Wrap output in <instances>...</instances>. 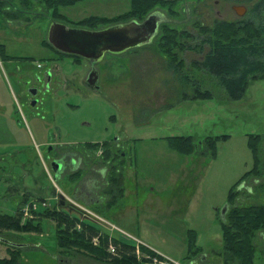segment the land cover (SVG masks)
Returning <instances> with one entry per match:
<instances>
[{
	"label": "rangeland",
	"instance_id": "374dc122",
	"mask_svg": "<svg viewBox=\"0 0 264 264\" xmlns=\"http://www.w3.org/2000/svg\"><path fill=\"white\" fill-rule=\"evenodd\" d=\"M255 2L176 0L153 4L149 14L163 13L167 26L177 29L185 48L177 45L173 54L161 48L166 44L162 28L152 44L104 56L97 64L101 92L83 85L80 90H58L52 113L42 121L31 115L22 117L23 121L13 120L10 113L15 104L7 105L6 115L0 117V213L23 212L24 218L33 219L40 229H0V258L13 257L15 264H101L73 247L59 246L56 222L42 219L40 214L47 207H56L109 236L111 254L118 252L111 250L116 247L111 239H118L133 245L139 260L149 259L142 264H225L221 218L227 212L222 216L221 210L228 204L231 188L242 192L237 198L239 205L264 204V187L260 186L264 174L242 179L254 165L249 136L264 135V77L250 80L243 97L232 99L215 76L194 62L210 50V44L205 43L198 51L209 35L202 28L218 22L248 21L249 7ZM239 5L248 8L243 16L234 8ZM131 6V0H79L58 7L68 19L59 21L76 26L72 22L91 16L112 18ZM22 9L57 20L52 9L46 10L44 0H0V15L13 27L28 22ZM94 25L80 27L107 26L98 20ZM182 31L188 35H180ZM40 57L34 54L36 67L35 59L44 63L45 58ZM66 62L70 79L84 67V61L79 64L68 58ZM195 87L209 89L212 97L189 99ZM3 98L7 101L5 94ZM224 134L228 137L215 141L214 155L206 145L197 153L182 154L167 139L193 135L195 142L204 140L206 144L208 136ZM55 140L73 151L78 162L58 176L43 143ZM105 141L112 150L111 158L103 152ZM90 142H99L97 149L87 144ZM260 149L264 157V141ZM114 170L117 176L124 174V194L116 202L113 197L117 192H108L111 187L117 189L111 180ZM77 173L80 176L70 179ZM86 178L91 183L84 186ZM58 193L65 196L62 207ZM190 229L200 249L194 247L188 254ZM94 242L100 243V239ZM254 242L256 264H264V229L256 231ZM142 244L165 258L151 259Z\"/></svg>",
	"mask_w": 264,
	"mask_h": 264
},
{
	"label": "trees",
	"instance_id": "16d2710c",
	"mask_svg": "<svg viewBox=\"0 0 264 264\" xmlns=\"http://www.w3.org/2000/svg\"><path fill=\"white\" fill-rule=\"evenodd\" d=\"M79 0H44L46 10L54 11L55 19L68 21V19L59 12L60 5H69ZM176 0H131L130 10L116 15L112 18L91 16L78 22H72L76 26L86 25L95 26L94 22H102L110 25L113 23L126 22L132 19H145L149 14V9L153 4H172ZM250 18L248 21H225L218 22L213 27L202 28L203 32H208L199 46L198 51H202V45L210 44V50L204 55L201 61L194 62L205 72L215 76L220 84L226 89L228 96L232 99L243 97L247 84L252 79L264 77V0H257L249 7ZM163 25H166L165 27ZM164 40L166 44L160 45L166 52L173 54L174 48L178 45L185 48L183 42L178 39L177 29L163 24ZM161 31V30H160ZM180 35H188L187 31L180 32ZM48 43V42H47ZM49 44V43H48ZM50 45V44H49ZM192 48V46H189ZM79 59L80 56H74ZM179 64V63H178ZM181 65V66H180ZM182 67V62L178 65ZM185 98L189 95H184ZM212 97L209 89L195 87L194 94L189 99H206ZM226 138L227 134L221 136H208L207 143L204 140L195 142L193 135H178L167 137L170 146L182 154H192L199 152L200 146H207L211 150V155L215 154V141L218 138ZM264 141V135L251 134L248 145L254 156V165L247 171L242 179L249 176L256 178L264 174V157L261 153V144ZM99 143V142H96ZM96 143H87L91 148L97 149ZM106 149V158H111L112 150L107 141L104 142ZM208 144V145H207ZM205 146V147H206ZM104 148V147H103ZM80 173L73 174L70 179H75ZM111 180L114 181L117 189L111 187L108 192L117 193L113 197V202L124 194V174L121 172L117 176V170L113 171ZM260 186L264 187V183ZM242 193L240 190L231 191L228 196L229 209L225 217L221 218L224 240V262L225 264H256L257 245L254 242L256 231L264 229V204L239 205L237 198ZM114 204V203H113ZM60 207L63 205L59 204ZM42 219H53L57 224V240L60 247L75 248L84 255L94 257L101 264H142L149 261L148 258L139 260L134 253L135 247L124 243L122 240L111 239L112 243L118 249L117 254L108 252L110 237L96 230L92 224L82 221L79 217L71 216L69 213L59 208L47 207L40 211ZM40 223L41 220H37ZM0 229L13 231L31 232L34 229H40L35 226L33 219H25L23 212L18 211L15 214L0 213ZM194 230L190 229L189 252L195 247L200 249L195 243ZM100 239V243H95L94 239ZM9 244V243H7ZM15 246L14 244H9ZM17 247V246H15ZM120 247V248H119ZM142 250L154 257L164 259V256L156 251L141 245ZM196 251V250H195ZM150 259V260H151ZM15 258H0V264H15Z\"/></svg>",
	"mask_w": 264,
	"mask_h": 264
},
{
	"label": "crops",
	"instance_id": "0c3cea01",
	"mask_svg": "<svg viewBox=\"0 0 264 264\" xmlns=\"http://www.w3.org/2000/svg\"><path fill=\"white\" fill-rule=\"evenodd\" d=\"M49 18L35 16L29 21L28 25L13 27L3 15H0V117L6 115L7 105L14 106L20 101L21 97L26 98L29 87L36 84L34 75L37 72V67L33 61L34 54L40 55L42 59L45 57L51 58L52 68L58 65L56 59L59 58V53L44 42ZM68 58L79 62V64L84 61V67L82 66V68L75 71L72 74V79H70L71 75L66 64ZM35 60L39 62V59ZM61 61H64V63L61 62L63 65L61 70L67 80L66 89L68 87L76 89V84L80 88L81 85L86 86L84 80L89 70L87 61L82 57L77 59L68 54L64 55ZM100 76L97 82L100 81ZM80 88L78 89L80 90ZM4 94L8 102L3 98ZM15 117L13 110H11L10 118ZM33 119L42 121L38 116H34ZM43 143L45 146L48 142Z\"/></svg>",
	"mask_w": 264,
	"mask_h": 264
},
{
	"label": "water",
	"instance_id": "95a60500",
	"mask_svg": "<svg viewBox=\"0 0 264 264\" xmlns=\"http://www.w3.org/2000/svg\"><path fill=\"white\" fill-rule=\"evenodd\" d=\"M234 8L242 16L248 10L245 5L234 6ZM148 15L142 21L132 19L98 29L72 26L59 20H52L47 28L46 38L56 50L80 56L97 69L96 65L102 61L107 53L121 54L131 48L154 42V38L158 34V23L150 19L154 16V13ZM95 68L94 72L96 73ZM98 77L99 72H97V79L95 78L94 82L97 83ZM240 187H243V184ZM58 198L60 204L63 205L65 196L62 193H58ZM227 209L228 204L222 208V216L225 215ZM4 241L12 244L10 241Z\"/></svg>",
	"mask_w": 264,
	"mask_h": 264
},
{
	"label": "flooded vegetation",
	"instance_id": "af4514ba",
	"mask_svg": "<svg viewBox=\"0 0 264 264\" xmlns=\"http://www.w3.org/2000/svg\"><path fill=\"white\" fill-rule=\"evenodd\" d=\"M22 11H23V17L26 18L27 20L28 18L29 19L31 18L30 20H32L33 17L35 16L37 17V14H36L37 11L31 10V9H22ZM152 13H154V16H152L150 19L158 23L157 30L159 32L161 30V26L164 23L166 24V20L163 19L164 18L163 13H160L159 11H153L150 14ZM42 17L44 18V17H49V16H42ZM30 20H28V22H26L23 25H28ZM51 21L52 19L49 18L47 28ZM10 22L11 21H9V24ZM47 28L45 31V41L44 42L46 43V45H49L50 43L47 41V38H46ZM49 46H52V45L50 44ZM56 51L59 53V56H58L59 58L56 59V62L58 65H56L54 68H52V65H51L52 64L51 58L45 57L43 64L39 62L41 66H38V63H37V69H36L37 72H35V75H34L36 84L29 87L26 98L21 97L20 101L17 102V104L15 105L17 108H15L14 106L13 113L14 114L16 113L15 116L17 117V119L20 118L23 121V118L27 117V115L38 116L40 119H44L47 114H49L50 112L52 113L53 101H55L56 99H59V97H57V93H58L57 91L61 89H66L67 80L63 76V72L61 70V67L63 66L61 62L64 63V61H61V60L64 55H67V53H64L58 50ZM68 55H71V54H68ZM72 56H77V55H72ZM87 63L89 64V70L84 80L85 85L91 88L92 90L94 89L96 91L101 92V87L99 85V82L97 83L94 82L97 76V72H99V75H100V69L99 68L96 69L95 66H92V64L89 63L88 61ZM94 68L96 69V73L94 72ZM78 88L80 87L79 85L76 84V89ZM12 110H13V107H12ZM117 138L118 137H114V139H117ZM56 141L57 140H55L53 143L50 141L49 143L45 145V147L47 149V156L50 161V166L54 170L55 174L57 172V176H58L59 173L67 169H72L73 167H75L78 162H77V159L75 158L73 151L65 149V147L60 142L55 143ZM87 183L88 184L91 183V180L89 178L84 179V186Z\"/></svg>",
	"mask_w": 264,
	"mask_h": 264
},
{
	"label": "built area",
	"instance_id": "2783aa9c",
	"mask_svg": "<svg viewBox=\"0 0 264 264\" xmlns=\"http://www.w3.org/2000/svg\"><path fill=\"white\" fill-rule=\"evenodd\" d=\"M38 66H41V64L39 62H38ZM111 250L114 251L115 248L112 246V249Z\"/></svg>",
	"mask_w": 264,
	"mask_h": 264
}]
</instances>
